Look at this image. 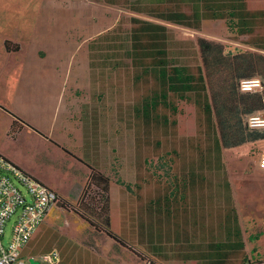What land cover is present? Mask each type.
<instances>
[{"label": "crops", "instance_id": "obj_1", "mask_svg": "<svg viewBox=\"0 0 264 264\" xmlns=\"http://www.w3.org/2000/svg\"><path fill=\"white\" fill-rule=\"evenodd\" d=\"M195 36L264 54V0H0L4 135L38 149L0 154L59 196L24 260L264 264V138L222 146L249 106L212 102Z\"/></svg>", "mask_w": 264, "mask_h": 264}, {"label": "built area", "instance_id": "obj_2", "mask_svg": "<svg viewBox=\"0 0 264 264\" xmlns=\"http://www.w3.org/2000/svg\"><path fill=\"white\" fill-rule=\"evenodd\" d=\"M261 90L258 78L241 79L238 83L241 93H259ZM245 125L248 129H264V113L249 115ZM258 165L264 169V154L259 157ZM57 202L59 196L53 189L0 154V264H32L21 257L22 249ZM11 219V235L4 244L5 227ZM57 259L56 250L40 257L45 264H56Z\"/></svg>", "mask_w": 264, "mask_h": 264}, {"label": "trees", "instance_id": "obj_3", "mask_svg": "<svg viewBox=\"0 0 264 264\" xmlns=\"http://www.w3.org/2000/svg\"><path fill=\"white\" fill-rule=\"evenodd\" d=\"M194 43L196 47L197 56L199 59L198 70L202 73L201 79L204 88H208L211 91L212 102L222 100H234L238 103L246 104L249 106L245 113H242L241 117L236 122L237 135L233 136L232 140H227L224 134V127L219 125L217 121V128L219 130L220 142L223 147L238 146L247 141L263 139L264 129H248L245 125L246 118L251 114L264 113V54H257L244 51L242 54L236 57H228L223 55L222 45L216 43L214 40L204 36H195ZM6 49H10V43L5 41ZM223 62L230 64L229 78L225 77L223 83H217L212 80V70L217 69L220 72V67ZM211 64V65H210ZM223 65V64H222ZM258 78L262 84V90L259 93H241L238 91V83L241 79ZM228 91L226 95L224 92ZM215 113L218 116L219 110L215 107ZM244 114V115H243ZM19 119L13 121L10 129V135L15 136V133L19 129ZM244 123V125H243ZM229 141V142H228ZM107 178L98 173L95 170L91 171L89 179L87 181L84 192L86 193L91 184L99 186L105 191V185ZM100 202V200H98ZM100 210L104 211V205L100 207ZM106 221V220H105ZM96 228H99L96 226ZM106 233L116 240L119 238L109 230ZM120 241V240H119Z\"/></svg>", "mask_w": 264, "mask_h": 264}, {"label": "rangeland", "instance_id": "obj_4", "mask_svg": "<svg viewBox=\"0 0 264 264\" xmlns=\"http://www.w3.org/2000/svg\"><path fill=\"white\" fill-rule=\"evenodd\" d=\"M187 33H188V31L184 32V39L185 40L188 37ZM174 35H176V34L174 33ZM222 51L224 53H228V54H232V53L235 54L236 53L238 55L243 53V51L238 50L237 47H234V49L222 47ZM222 64L220 67V73L217 74V76H216L217 83H223V79L225 77L229 78V74H230L229 66H230V64L228 62H223ZM4 124H5L4 123V117L0 116V147H3V149H5V150L18 152L20 154V156L25 159V161L30 163L32 154L33 153L38 154V152H36L38 150L37 146L34 145V143L28 142V140H26V139H24L20 145L19 144L18 145H12L9 142V140L6 138V135H4ZM28 150H30V152H28ZM27 197L29 198V196H27ZM12 222H13V219H11L5 227L4 244H6L10 238Z\"/></svg>", "mask_w": 264, "mask_h": 264}]
</instances>
